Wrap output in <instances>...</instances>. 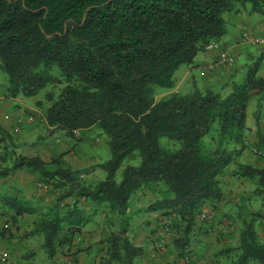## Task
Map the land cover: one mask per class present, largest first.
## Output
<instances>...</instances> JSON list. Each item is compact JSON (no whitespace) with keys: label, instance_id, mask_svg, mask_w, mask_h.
Masks as SVG:
<instances>
[{"label":"trees","instance_id":"obj_1","mask_svg":"<svg viewBox=\"0 0 264 264\" xmlns=\"http://www.w3.org/2000/svg\"><path fill=\"white\" fill-rule=\"evenodd\" d=\"M238 3L264 16V0H0V70L7 75V97L36 98L46 91L42 114L48 135L35 144L57 131L84 141L77 135L96 127L110 151L98 166L104 178L87 185L83 170L73 169L64 153L48 162L20 154L12 133L0 125V160L10 159L0 165V179L25 169L38 174V183L54 196L44 209L0 195L13 224L25 214L35 216L32 234L43 236L48 259L62 251L78 263L82 249L71 253L75 239L93 222L101 235L94 264H136L145 253L131 240L128 210L135 195L150 191L159 196L146 212L159 213L158 225L163 235H172L176 258L194 264L196 239L209 235L211 213L227 198L221 175L234 164V174L256 187L251 195L233 194L238 243L220 254L225 264H264L258 232L264 212L249 204L253 197L264 201V166L241 160L250 150L247 118L254 98L264 146V55L246 64L244 79L227 94L195 85L187 94L157 98L161 89L175 87L180 66L192 65L211 42L220 43L227 33L225 14L238 13ZM253 152L264 157L263 150ZM134 158L138 163L127 164L117 180L124 162ZM7 230L2 228L3 237ZM162 241L157 239L156 252Z\"/></svg>","mask_w":264,"mask_h":264},{"label":"crops","instance_id":"obj_2","mask_svg":"<svg viewBox=\"0 0 264 264\" xmlns=\"http://www.w3.org/2000/svg\"><path fill=\"white\" fill-rule=\"evenodd\" d=\"M232 16L233 14H230V16L225 18L227 23L228 21H232L231 24L235 26V28L238 27L243 30L242 28L245 25L244 22L242 20L236 21ZM248 31L254 35L264 37V19L255 20L250 25ZM234 33L235 32H230L227 28V33L220 41L219 47L214 50H207L206 52L199 53L196 56L194 63L192 65H187L188 67L186 68L181 79H179V75L176 78L177 70L175 73V87L172 89H164L165 91L161 92V96L179 92L185 82L188 84L187 88L191 86L190 91L187 93L191 92L195 85L203 89L221 90L224 86L230 87L233 83H235L236 79L234 78L233 73L230 74L228 71V67L231 66H225L224 69L210 71V64L223 54L232 55L235 58H241L243 56L246 58L250 57L245 54L246 51H249L247 48L249 46L248 43L245 42L241 37L235 40ZM260 48L262 51H264V45L260 46ZM262 55H264V53ZM256 58H259V56ZM262 60L263 65L259 75L264 77V58H262ZM197 71L200 74L199 76L195 74ZM40 116L43 118V114L39 111V108L35 105L34 101L32 105V103H29L27 100H25L23 95H19L16 98H8L6 87L3 89L0 87V125L12 133L16 144L19 145L16 151L29 157L40 156L44 161L48 162L52 158L56 157V155H54L55 152H57V155H59V145L54 144L51 139H47L46 141H41L35 144L37 137L40 135ZM262 116L260 120V128L262 134L264 135V115ZM252 125L253 123L250 122L248 113L247 126L250 128L249 133L253 134L255 138L259 140L256 128ZM70 143H74L73 151L65 155L64 159L71 164L73 169L83 170V167H85L88 162L92 161L91 156L88 155L93 153L85 151V148L81 145V143L77 144L76 142L71 141L69 144ZM247 150L243 152V158L249 156V154L246 153ZM4 154L5 151L0 149V156H3ZM6 160V163H3V161L0 160V165L4 166L8 164L10 160L9 156L6 157ZM256 161L257 158L252 157L251 161L249 160L248 163L255 164ZM46 192H48L47 194H49V196L44 198ZM46 192L43 188V185L38 183V174L30 173L25 169L17 170L14 175L0 179V195L8 194L15 196L22 201L33 202L41 208H44V206L48 205L51 197L54 198V196L48 190ZM157 196H159L158 193H152L150 191L135 195L128 210L131 240L142 246L144 248V255L147 256H154L152 243L154 236L151 234V232H154V230L148 232V228L157 229V218L159 213L155 211L146 212V209L155 201ZM86 210L87 214L91 213L90 207H87ZM149 215H151V217L148 218L152 223V225L150 224L151 228L147 220ZM12 216L13 213L9 212L0 203V229L3 226H9L10 224H13V220L11 218ZM97 219L98 221H103V215L100 214ZM33 229L34 226L32 217H30L29 214H25L19 218L14 227H11L10 230H12V235H9V233L3 237L0 231V245L7 252H9L12 258V261L8 263L0 262V264H12L13 260L22 264H26L25 262L28 264H50L51 259H48L44 253L41 254L43 250L41 244L43 242L40 244L41 246H39L42 249H40L41 251H37L38 248H35L34 246L35 241L43 240V236L39 234H32ZM100 238L101 235L96 224L90 222L84 228L82 234L75 239V245L73 249L76 247L78 250L82 249V251H79L76 255L78 258V263L76 264L95 263L98 250L97 242L100 240ZM25 247H30V249H27V251H30L31 249L33 250L28 256H23L26 251L24 250ZM28 258L30 259V263L28 262Z\"/></svg>","mask_w":264,"mask_h":264},{"label":"rangeland","instance_id":"obj_3","mask_svg":"<svg viewBox=\"0 0 264 264\" xmlns=\"http://www.w3.org/2000/svg\"><path fill=\"white\" fill-rule=\"evenodd\" d=\"M251 4H246V6H242L241 4H237V10H239L238 13H226L225 14V18H227L228 16H230V14H233V18L236 21H243L244 22V27L242 28L243 30H241V28H235V26H233L231 24L232 21H228L227 23V28L230 32H235V40H237L238 38H242L243 39V33H249L251 35H254L252 33H250L248 31L250 25L255 21V20H261L264 19V16H261L258 13H254L251 11ZM246 31V32H244ZM254 36H259V35H254ZM261 37V36H260ZM244 40V39H243ZM245 41V40H244ZM246 42V41H245ZM248 43V50L246 51V55L250 56L249 58H246L245 56L236 59L235 58V62L231 67H228V71L230 72V74L233 73L234 78L236 79V82H240L244 79V67L246 66V64L250 63L251 60L253 58H256L258 56H261L264 51H262V49L260 48V46L263 45H255V44H251L249 42ZM188 66L187 65H182L179 67L178 71H177V75L176 78L179 75V79H181V77L183 76L186 68ZM225 67H219V68H215V69H210V71H215L216 69H224ZM195 74L197 76H199V72H195ZM7 75L0 70V87H2V89L4 87H7ZM187 83L185 82V84L181 87L180 89V93L185 94L188 91H190L191 86L187 88ZM51 87H49L47 90H50ZM231 90V86H224L221 91L223 94H227L229 91ZM57 91V90H56ZM165 91L164 89H161L160 92L158 93L157 98L160 99L161 97V92ZM45 94L46 91H43L42 93H40L36 98H27L25 97V100H27L29 103H32L33 105V101L36 105L37 101H42L43 102V107H37L39 108V111L42 113L44 111V108L46 107V105L48 104L46 99H45ZM256 111V99H252V102L250 103L249 107H248V113H249V117H250V122L253 123L252 126H255V119H254V113ZM262 115H264V105H263V112ZM263 117V116H262ZM261 117V118H262ZM40 135L39 136H47L48 135V129L46 127V123L45 120L43 118H41L40 116ZM38 136V137H39ZM77 136H79L80 138H86L84 141H77L76 139H70L67 135H65L64 132L62 131H57L54 136H50L48 137L49 139H51L54 144L59 145V155L64 153L65 155L69 154L71 151H73V145L74 143H70L69 142H76L77 144L81 143L82 146H84L85 151H88L90 153L93 154H89L88 156H91L92 161L88 162V164L83 167V172L81 174V180L84 184H91V183H95L97 181H99L101 178L104 177L105 173L103 172L102 169H100L99 164L105 160H107L110 157V151L109 148L106 144V141L104 139V137L99 135V130L96 127H92L90 128L88 131H86L85 133H79ZM37 137V139H38ZM52 137V138H51ZM37 141V140H36ZM246 141L248 143L249 149L247 150L246 153L249 154L248 157H242L241 160L243 162L248 163L249 160L251 161L252 157H256V155L253 152L254 148H257L258 150H263L264 151V146H260V140L256 139L255 136L251 133H247L246 134ZM257 144V147H256ZM262 147V148H261ZM260 148V149H259ZM63 151V152H62ZM87 154V153H86ZM54 155H57V152L54 153ZM259 157V156H258ZM257 158V157H256ZM138 158H134L132 160H126L122 166V168L117 172L116 175V179L117 180H121L122 178V169L127 165V164H137L138 163ZM255 166H264V157H260L257 159L256 163L254 164ZM236 165L232 164L230 165L226 171L221 175V187L224 191V194L227 196V198L224 199V201L221 203V208L217 211H215L214 213H211V216L208 220V225L211 226V230L208 236H199L196 241H197V246L194 247V252H195V258H194V264H225L226 263V257L225 255H221L220 254V250H222L225 247H234L237 245L238 243V237H239V232L241 229V224L240 222H235V212H236V208L233 205L232 200V196L233 194H247V195H251L256 187L255 181L249 180V179H245V178H240L237 177L234 174ZM43 185V188L45 190V192L48 190V188H45V185ZM48 192H46V194L44 195L46 197L49 196V194H47ZM230 197V200H228ZM54 202V198L51 197L50 202L48 203V205L44 206V209L50 205H52ZM249 204L252 206L253 210L256 211H262L264 212V201L261 197H253ZM205 213L208 214L209 212V207H205L204 210ZM30 217H32V219H34L35 216L30 215ZM151 215H149L147 217V220L149 222V226L151 228V220H149L148 218H150ZM151 224V225H150ZM15 224H10L9 226H3L6 229H8L5 234H9V230L11 229V227H14ZM148 226V227H149ZM2 227V228H3ZM1 228V229H2ZM157 229H149L148 228V232L154 230V232H151V234H153L154 236V240L152 241L153 243V249L155 246V243L157 242V239L159 238H163L165 240V250L163 252H160L156 249L153 250L154 251V256H147V255H143L141 258H139L136 261V264H185L184 261H181L179 259L176 258V253L173 250V247L171 246L172 244V235L171 234H164L163 235V230L160 229L159 225H157L156 227ZM0 229V231H1ZM258 232L260 234L261 239L264 241V224H259L258 226ZM43 240H37L35 241V248H38L37 251H39L41 248L39 246H41ZM41 244V245H40ZM1 246V245H0ZM2 247V246H1ZM3 248V247H2ZM27 249H30V247H25L24 250L25 253L23 254V256H28L29 253L31 251H33L32 249L30 251H27ZM42 250V249H41ZM40 250V251H41ZM76 250H78V248L76 247L75 249L71 250V253L75 252ZM45 254V252L42 250L41 254ZM46 256V255H45ZM72 256V255H70ZM70 257H68V255H66V253H63L62 251H59V253L56 255V257L54 259L50 260V264H71L73 263L71 259H69ZM12 259V258H11ZM30 259L28 258V262ZM12 261V260H11ZM1 262V261H0ZM3 263V262H1ZM26 264H28L27 262H25ZM12 264H22L18 261H14ZM48 264V263H47Z\"/></svg>","mask_w":264,"mask_h":264},{"label":"built area","instance_id":"obj_4","mask_svg":"<svg viewBox=\"0 0 264 264\" xmlns=\"http://www.w3.org/2000/svg\"><path fill=\"white\" fill-rule=\"evenodd\" d=\"M243 39L246 42H249L251 44H257V45H264V37H260V36H254L251 35L249 33H244L243 34ZM219 47V43L217 42H211L206 49L207 50H214L217 49ZM235 62V58L232 55H228V54H223L222 56L218 57L214 62H212L210 64V69H215V68H219V67H225V66H232ZM256 153L260 154V152L255 151ZM45 188H48L45 185ZM202 219L206 218V214H202L201 215ZM164 224H166V222H164ZM165 231L168 232L169 228L166 227ZM165 243L162 241L161 244H159L158 246V250L160 252H163L165 250ZM0 261L3 263H8L11 261V256L9 254V252H7L4 248H2L0 246Z\"/></svg>","mask_w":264,"mask_h":264}]
</instances>
